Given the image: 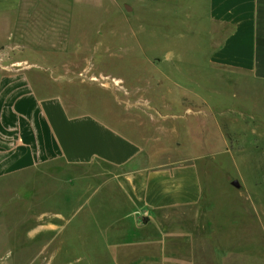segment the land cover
<instances>
[{
    "label": "rangeland",
    "instance_id": "rangeland-1",
    "mask_svg": "<svg viewBox=\"0 0 264 264\" xmlns=\"http://www.w3.org/2000/svg\"><path fill=\"white\" fill-rule=\"evenodd\" d=\"M101 32L99 59L41 61L45 75L105 122L122 115L118 106L133 107L126 116L137 122L143 112L179 117L164 122L158 144L194 165L199 203L175 220V251L124 252L120 236L134 234L123 220L129 207L114 205L111 197L122 198L90 173L3 179L0 264H163L152 256L171 264H264V83L205 74L206 63L191 58L187 30L180 40L171 19L164 24L137 8L115 14ZM162 102L175 108L151 110Z\"/></svg>",
    "mask_w": 264,
    "mask_h": 264
},
{
    "label": "crops",
    "instance_id": "crops-1",
    "mask_svg": "<svg viewBox=\"0 0 264 264\" xmlns=\"http://www.w3.org/2000/svg\"><path fill=\"white\" fill-rule=\"evenodd\" d=\"M135 8L164 24L171 19L175 35L187 30L191 58L206 63L205 74L264 83V0H0V181L63 169L90 173L123 199L111 197L114 205L129 207L123 220L134 234L120 236L118 250L167 253V246L175 251V220L201 197L194 165L158 144L164 122L179 117L143 112L147 118L137 122L126 116L133 107L118 106L122 115L105 122L39 64L99 59L101 30ZM26 62L31 67H20ZM165 105L151 110L175 108Z\"/></svg>",
    "mask_w": 264,
    "mask_h": 264
},
{
    "label": "water",
    "instance_id": "water-1",
    "mask_svg": "<svg viewBox=\"0 0 264 264\" xmlns=\"http://www.w3.org/2000/svg\"><path fill=\"white\" fill-rule=\"evenodd\" d=\"M232 185L235 186L236 188H238V183L236 181H233Z\"/></svg>",
    "mask_w": 264,
    "mask_h": 264
}]
</instances>
